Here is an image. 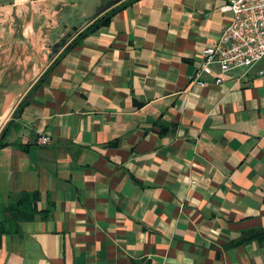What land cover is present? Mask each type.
<instances>
[{
	"label": "crops",
	"instance_id": "obj_1",
	"mask_svg": "<svg viewBox=\"0 0 264 264\" xmlns=\"http://www.w3.org/2000/svg\"><path fill=\"white\" fill-rule=\"evenodd\" d=\"M114 1L10 8L74 40ZM228 2L136 0L47 46L1 128L0 264H264V61L192 81Z\"/></svg>",
	"mask_w": 264,
	"mask_h": 264
},
{
	"label": "built area",
	"instance_id": "obj_2",
	"mask_svg": "<svg viewBox=\"0 0 264 264\" xmlns=\"http://www.w3.org/2000/svg\"><path fill=\"white\" fill-rule=\"evenodd\" d=\"M232 12V19L224 27L217 41L203 49L202 57L192 75V81L201 86L210 81L203 77L212 73L216 83H221L224 74L234 68H244V74L264 61V0H229L223 6ZM218 65L219 72H214ZM263 73L264 69L259 68ZM51 137L40 135V143H49Z\"/></svg>",
	"mask_w": 264,
	"mask_h": 264
},
{
	"label": "rangeland",
	"instance_id": "obj_3",
	"mask_svg": "<svg viewBox=\"0 0 264 264\" xmlns=\"http://www.w3.org/2000/svg\"><path fill=\"white\" fill-rule=\"evenodd\" d=\"M5 2L0 0V130L25 89L43 70L42 60L53 42L47 29L37 33L25 30L32 16L29 10L26 14L18 6H1ZM39 20L37 17V27Z\"/></svg>",
	"mask_w": 264,
	"mask_h": 264
},
{
	"label": "trees",
	"instance_id": "obj_4",
	"mask_svg": "<svg viewBox=\"0 0 264 264\" xmlns=\"http://www.w3.org/2000/svg\"><path fill=\"white\" fill-rule=\"evenodd\" d=\"M134 1H136V0H125L121 4H118L115 6L111 5L112 8L105 11V13H102L101 15H99V12L101 11L102 8H107V7H105L106 6L105 4H102L99 7L96 16L93 17L92 21L78 34V36L72 41V43L69 44V48L66 49L65 53L68 51V49H70V47L74 46L80 39H82L86 35L98 30L103 25L109 24L112 20V17L116 14V12H118V10H120L123 7L128 6L129 3L134 2ZM109 2H112V4H113L115 1L110 0ZM48 72H49V69H47V71H45L44 75H42L39 78V80H38L39 84L41 83V81H43L46 78V75L48 74ZM36 86L37 85L35 84L34 88H36ZM26 104H27V98L21 100V102L18 104L17 108L15 109V114L19 115L22 112L23 107ZM8 127H10V123H8L6 126H4V128L0 132V147L6 145L8 143L7 141H5L6 130ZM35 194L37 195V193H35Z\"/></svg>",
	"mask_w": 264,
	"mask_h": 264
},
{
	"label": "water",
	"instance_id": "obj_5",
	"mask_svg": "<svg viewBox=\"0 0 264 264\" xmlns=\"http://www.w3.org/2000/svg\"><path fill=\"white\" fill-rule=\"evenodd\" d=\"M109 2L110 0H102V2ZM98 12V11H97ZM78 29V25H74L72 26L65 34L63 37H61V39L57 42V43H64L66 38H69L75 31H77ZM53 50H55V47H53Z\"/></svg>",
	"mask_w": 264,
	"mask_h": 264
},
{
	"label": "flooded vegetation",
	"instance_id": "obj_6",
	"mask_svg": "<svg viewBox=\"0 0 264 264\" xmlns=\"http://www.w3.org/2000/svg\"><path fill=\"white\" fill-rule=\"evenodd\" d=\"M13 3H14V0H7V2H5L4 4H2L1 6H4V7H9L10 8V6L12 5L13 6ZM14 8H17V5L16 6H14L13 8H11V9H14ZM79 23L80 22H78V23H76L75 25H78V27H80V25H79ZM88 24V23H87ZM86 24V25H87ZM82 26V25H81ZM52 34V33H51ZM52 38H53V41L55 40V36H53L52 35ZM72 38V37H71ZM69 39V38H66V40L65 41H72L73 40V38L72 39ZM59 39H61V37H59L57 40H59ZM57 40H55V42L57 41Z\"/></svg>",
	"mask_w": 264,
	"mask_h": 264
}]
</instances>
